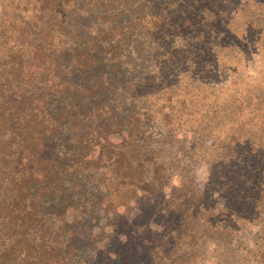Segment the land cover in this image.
<instances>
[{
    "label": "trees",
    "instance_id": "16d2710c",
    "mask_svg": "<svg viewBox=\"0 0 264 264\" xmlns=\"http://www.w3.org/2000/svg\"><path fill=\"white\" fill-rule=\"evenodd\" d=\"M256 47L264 0H1L0 264H264V80L220 86Z\"/></svg>",
    "mask_w": 264,
    "mask_h": 264
},
{
    "label": "rangeland",
    "instance_id": "374dc122",
    "mask_svg": "<svg viewBox=\"0 0 264 264\" xmlns=\"http://www.w3.org/2000/svg\"><path fill=\"white\" fill-rule=\"evenodd\" d=\"M0 4H1V0H0ZM77 13L81 14L82 9L78 8ZM136 43L137 41L134 38L133 41H131L130 44L128 45L129 57L132 62H127L126 60H124V58H122V61H126L129 65H131L130 66L131 67L130 80L133 78H136L139 72L150 70L151 58H150L149 52H147L149 50L148 48L149 45L147 44L148 47L144 45V48H146L145 53L136 54L134 51V46L136 45ZM234 63H236L237 66L241 67L240 68L241 72L237 74H235V72H231L234 75H230V73L226 74L225 77L220 82L221 87L225 89L227 88L235 93L241 94L244 88L248 85L247 84L248 82L256 83L259 79H262V78L264 80V50H262L260 47L253 48L249 53H246V57L242 59V61H239V62L232 61L231 62L232 65ZM117 85H118L117 86L118 88L115 91H113L111 95H109L110 96L109 101L111 105L115 103L118 104L117 102L120 103L118 115L119 117L123 118V116H125L128 112L127 109H129L130 103L126 101V94H124L125 90H123L122 85H119V84ZM183 127H186V126L184 125ZM193 144H195V141H193V139L189 136V134L187 133L182 134L181 132L176 139V144L172 152H175L176 150H178L179 151L178 155H181L182 152L180 151V145H183L184 147L183 152H186L187 150L192 148ZM211 144H212L211 140L208 141V143H206L207 146H210ZM186 154H188V152H186ZM186 156L195 157V154L186 155ZM193 174H194L196 183L198 185H202L206 178V167H205V164L202 163V161L198 165L195 164ZM104 221H105L104 219H101L100 224L94 227L92 229V232L97 234L99 232L100 225H102ZM79 234L81 237H83L81 232ZM78 242L82 243V246L84 247H88V245L89 247L96 245V241L95 240L93 241L92 239H89V238L85 240L79 239ZM74 245H80V244H77L74 241ZM212 258L213 257L211 256V252H210L209 255L204 259L202 264H211L213 260Z\"/></svg>",
    "mask_w": 264,
    "mask_h": 264
}]
</instances>
